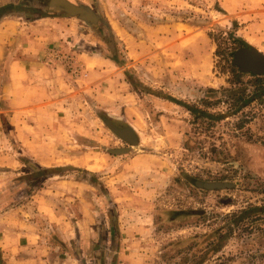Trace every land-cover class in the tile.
I'll return each instance as SVG.
<instances>
[{
    "label": "rangeland",
    "instance_id": "rangeland-1",
    "mask_svg": "<svg viewBox=\"0 0 264 264\" xmlns=\"http://www.w3.org/2000/svg\"><path fill=\"white\" fill-rule=\"evenodd\" d=\"M62 1L0 6L56 74L0 79V264H264V0Z\"/></svg>",
    "mask_w": 264,
    "mask_h": 264
},
{
    "label": "crops",
    "instance_id": "crops-1",
    "mask_svg": "<svg viewBox=\"0 0 264 264\" xmlns=\"http://www.w3.org/2000/svg\"><path fill=\"white\" fill-rule=\"evenodd\" d=\"M8 2L9 0H0V6ZM11 6H13L12 8L18 7V5ZM17 15L19 14L11 9L10 13L1 16L2 19L0 18V37L5 38L2 47L3 49L7 48L3 53L5 60L0 67L1 83L7 87L25 86L28 82L32 84L35 83V80L40 79L43 84L48 85L52 83V80H55L56 74L54 65H48L41 61V51L37 42L40 21H32L24 26L23 23H19ZM11 40L20 41L15 51L10 50L13 46ZM43 55L46 56L47 53L43 52ZM13 92L15 93V90H10V93Z\"/></svg>",
    "mask_w": 264,
    "mask_h": 264
},
{
    "label": "water",
    "instance_id": "water-1",
    "mask_svg": "<svg viewBox=\"0 0 264 264\" xmlns=\"http://www.w3.org/2000/svg\"><path fill=\"white\" fill-rule=\"evenodd\" d=\"M52 5H61L63 6L69 13H79L83 15V10L77 7H74L66 2H59V1H52ZM85 17L87 19H93L90 14H86ZM236 62L239 64V66L243 70L251 71L255 74L264 73V57L256 53L255 51H247V50H241L238 51L236 54ZM113 131L126 139H128V130L127 129H118L115 127H111ZM125 151V149L122 150H116L113 152H122ZM195 185L204 188V189H219L227 187V184L225 183H209V182H199L195 181Z\"/></svg>",
    "mask_w": 264,
    "mask_h": 264
},
{
    "label": "trees",
    "instance_id": "trees-1",
    "mask_svg": "<svg viewBox=\"0 0 264 264\" xmlns=\"http://www.w3.org/2000/svg\"><path fill=\"white\" fill-rule=\"evenodd\" d=\"M23 2V4H24V1H28V0H22ZM53 1V0H52ZM54 1H59V2H64V1H62V0H54ZM54 6V5H53ZM13 6H11V5H8V6H4V7H0V17L1 16H3V15H5V14H8V13H10L11 12V9H13V11L14 12H17V13H22V11H23V9H22V7H20L19 5H18V7L15 9V8H12ZM15 9V10H14ZM241 50H247V51H255V50H253V49H240L239 51H241ZM238 52V51H237ZM256 53H258L257 51H255ZM237 54V53H236ZM259 55H261L260 53H258ZM262 56V55H261ZM235 61H236V56H235ZM238 77V76H237ZM260 81V79H255V83H257V82H259ZM208 92L209 93H214L215 92V90L214 89H208ZM240 99H241V97H239ZM238 98V99H239ZM203 101V103L204 102H206L205 101V99H202Z\"/></svg>",
    "mask_w": 264,
    "mask_h": 264
}]
</instances>
